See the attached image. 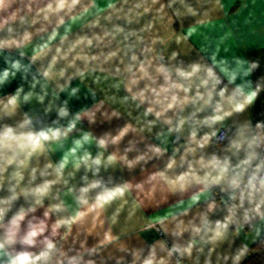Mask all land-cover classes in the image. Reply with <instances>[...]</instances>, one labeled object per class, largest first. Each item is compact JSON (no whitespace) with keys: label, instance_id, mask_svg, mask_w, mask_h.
Masks as SVG:
<instances>
[{"label":"clouds","instance_id":"1","mask_svg":"<svg viewBox=\"0 0 264 264\" xmlns=\"http://www.w3.org/2000/svg\"><path fill=\"white\" fill-rule=\"evenodd\" d=\"M0 264H264V0H0Z\"/></svg>","mask_w":264,"mask_h":264},{"label":"crops","instance_id":"2","mask_svg":"<svg viewBox=\"0 0 264 264\" xmlns=\"http://www.w3.org/2000/svg\"><path fill=\"white\" fill-rule=\"evenodd\" d=\"M225 2H226V5H230V4L239 2V0H225ZM244 42L248 43L249 45L255 44V41L250 38L246 39L245 41H242V43Z\"/></svg>","mask_w":264,"mask_h":264}]
</instances>
